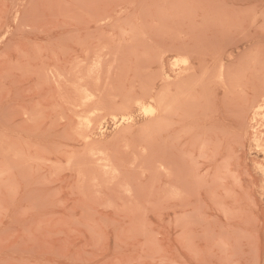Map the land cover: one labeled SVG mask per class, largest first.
Wrapping results in <instances>:
<instances>
[{
    "label": "rangeland",
    "instance_id": "rangeland-1",
    "mask_svg": "<svg viewBox=\"0 0 264 264\" xmlns=\"http://www.w3.org/2000/svg\"><path fill=\"white\" fill-rule=\"evenodd\" d=\"M0 37V264H264V0H0Z\"/></svg>",
    "mask_w": 264,
    "mask_h": 264
},
{
    "label": "bare ground",
    "instance_id": "bare-ground-1",
    "mask_svg": "<svg viewBox=\"0 0 264 264\" xmlns=\"http://www.w3.org/2000/svg\"><path fill=\"white\" fill-rule=\"evenodd\" d=\"M16 19H17V18H16ZM104 19H105V18H104ZM104 19H103V20H104ZM124 35H125V34H124ZM121 37H122V36H121ZM0 38H1V37H0ZM132 39H133V38H132ZM131 41H132V40H131ZM0 42H2V41H0ZM0 44H1V43H0ZM105 45H106V44H105ZM107 45H108V44H107ZM110 46H111V45H110ZM122 46H123V45H122ZM101 48H102V47H101ZM161 48H162V47H161ZM96 49H97V48H96ZM98 49H99V48H98ZM171 50H172V49H171ZM161 51H162V50H161ZM86 52H87V51H86ZM99 52H100V51H99ZM117 52H118V51H117ZM179 52H180V51H179ZM91 53H92V52H91ZM111 53H112V52H111ZM162 53H163V52H162ZM162 53H160V55H163V54H164V53H163V54H162ZM187 53H188V52H187ZM189 53H190V51H189ZM218 53H219V52H218ZM87 54H88V53H87ZM108 54H109V53H108ZM219 54H220V53H219ZM116 55H117V54H116ZM120 55H121V54H120ZM160 55H159V59H161ZM186 55H188V54H186ZM186 55H185V56H186ZM192 55H193V54H192ZM106 56H107V55H106ZM117 56H118V55H117ZM117 56H116V57H117ZM122 56H123V55H122ZM151 56L153 57V55H151ZM189 56H191V55H189ZM88 57H89V56H88ZM109 57H112V56L110 55ZM183 57H184V56H183ZM217 57H218V56H217ZM96 58H97V57H96ZM101 58H102V56H101ZM177 58H178V57H177ZM113 59H114V58H113ZM151 59H152V58H151ZM173 59H174V58H173ZM188 59H190V58H188ZM205 59H206V58H205ZM212 59H213V57H212ZM215 59H216V58H215ZM215 59H214V60H215ZM218 59H219V58H218ZM84 60H85V59H83L82 62H83ZM101 60H102V59H101ZM111 60H112V59H111ZM118 60H119V59H118ZM174 60H175V59H174ZM210 60H211V59H210ZM102 61H103V60H102ZM113 61H114V60H113ZM115 61H116V60H115ZM151 61H152V60H151ZM220 61H221V60H220ZM84 62H85V61H84ZM96 62H97V61H96ZM98 62H99V61H98ZM103 62L106 63V61H103ZM121 62H122V60H121ZM125 62H126V61H125ZM125 62H124V63H125ZM131 62H132V61H131ZM159 62H160V61H159ZM161 62H162V61H161ZM180 62H181V63H184L185 65L188 63L187 60H182V61H180ZM215 62H216V61H215ZM215 62H214V63H215ZM218 62H219V61H218ZM107 63H108V62H107ZM166 63H167V62H166ZM172 63H174V62H172ZM177 63H179V62H177ZM81 64H82V63H81ZM99 64H100V62H99ZM79 65H80V64H79ZM79 65H78V66H79ZM82 65H84V63H83ZM90 65H91V64L89 63V67H90ZM93 65H94V64H93ZM115 65H116V63H115ZM172 65H174V64H172ZM176 65H177V64H175L174 66H176ZM190 65H191V64H190ZM226 65H227V64H226ZM94 66H95V65H94ZM98 66H99V65H98ZM117 66H118V65H117ZM131 66H132V65H131ZM160 66H161V65H160ZM168 66H169V65H168ZM204 66H205V65H204ZM217 66H218V65H217ZM79 67H80V66H79ZM79 67H78V68H79ZM85 67H86V65H85ZM169 67H170V66H169ZM171 67H172V66H171ZM179 67H180V66H179ZM186 67H187V66H186ZM186 67H185V69H187L189 66H188L187 68H186ZM191 67H192V66H191ZM76 68H77V67H76ZM78 68H77L76 70H78ZM82 68H83V70H85V69H84V66H83ZM86 68H87V67H86ZM96 68H97V67H96ZM103 68H104V67H103ZM133 68H134V67H133ZM159 68H160V67H159ZM167 68H168V67H167ZM173 68H175V67H173ZM177 68H178V66H177ZM180 68H181V67H180ZM182 68H183V66H182ZM189 68H190V67H189ZM189 68H188V69H189ZM217 68H218V67H217ZM224 68H225V67H224ZM224 68L222 67V69L224 70V73H221V74H223L224 77H223V76L220 74V72L218 71V72H219L218 75H219V76L221 75V76L223 77V79L226 77V76H225V72H226V71H225ZM74 69H75V68H74ZM92 69L94 70L95 67L92 68V66H91L90 70H92ZM104 69H105V68H104ZM112 69H113V68H112ZM160 69L163 70L162 67H161ZM171 69H172V68H171ZM171 69L168 68V70H171ZM183 69H184V68H183ZM183 69H182V70H183ZM212 69H214L213 66H212ZM80 70H81V67H80V69H79L78 71H76V72H80V73H81V71L84 72L83 70H81V71H80ZM93 70H92V73H93V74L95 75V77L97 78V76H96L97 73L95 74V73H94L95 71L93 72ZM97 70H98V69H97ZM97 70H96V71H97ZM107 70H108V69H107ZM117 70H118V69H117ZM126 70H127V69H126ZM162 70H160V71H162ZM174 70H175V69H174ZM174 70L172 69L171 71H174ZM182 70H181V73L183 72ZM191 70H192V68H191ZM191 70H189V71H191ZM209 70H210V69H209ZM215 70H216V69H215ZM223 70H221V71L223 72ZM87 71H88V70H87ZM87 71H86V72H87ZM98 71H101V70H98ZM103 71L105 72V70H103ZM119 71H121V70H120V66H119ZM187 71H188V70H187ZM189 71H188V72H189ZM216 71H217V70H216ZM86 72H85L86 77L89 78V77L93 76V74L90 75V76H88L91 72L88 71L89 73H87V74H86ZM106 72H109V71H106ZM162 72H163V71H162ZM162 72H160V73L162 74ZM185 72H186V71H185ZM185 72H183V73L185 74ZM203 72H204V71H203ZM214 72H215V71H214ZM80 73H79V74H80ZM99 73H100V72H99ZM179 73H180V72H179ZM186 73H187V72H186ZM75 74H76V73H75ZM75 74H73V75H75ZM100 74H101V73H100ZM102 74H103V73H102ZM105 74H107V73H105ZM130 74H131V72H130ZM171 74H172V73H171ZM173 74L175 75V74H177V73H173ZM226 74H227V73H226ZM82 75H84V74H83V73L80 74V76H82ZM85 75H84V76H85ZM97 75H98V74H97ZM156 75H157V72H156ZM174 75H172V76H174ZM179 75H180V74H179ZM179 75H178V78H180L183 74L180 75V76H179ZM185 75H186V74H185ZM202 75H203V74H202ZM207 75H208V74L206 73V76H207ZM214 75H216V74H214ZM75 76H76V75H75ZM75 76H74V77H75ZM77 76H78V75H77ZM84 76H83V77H84ZM99 76H101V75H99ZM102 76H103V75H102ZM86 77H85V78H86ZM93 77H94V76H93ZM124 77H125V75H124ZM161 77H162V76H161ZM175 77H176V76H175ZM203 77H204V76H203ZM210 77H211V76H210ZM210 77H209V78H210ZM212 77H213V76H212ZM215 77H216V76H215ZM217 77H218V76H217ZM102 78H104V76H103ZM155 78H156V77H155ZM168 78H169V77H168ZM178 78H176V79H178ZM69 79H70V77H69ZM69 79H68V82H69ZM77 79H81V77H80V78L77 77ZM99 79H100V78H99ZM129 79H130V78H129ZM176 79H175V80H176ZM83 80H84V78L81 79V81H83ZM97 80H98V78H97ZM101 80H102V79H100V81H101ZM106 80H107V78H106ZM125 80H126V79H125ZM157 80H158V79H157ZM161 80H164V78L161 79ZM172 80H173V79H172ZM172 80H171V81H172ZM178 80H179V79H178ZM215 80H216V79H215ZM220 80H221V78H220ZM59 81H60V80H59ZM71 81H72V80H70V82H71ZM87 81H89V79H87ZM87 81H84V82L87 84V83H89V82H87ZM93 81H95V80H93ZM102 81H103V80H102ZM180 81H181V80H180ZM216 81H219V80H216ZM75 82H76V81H75ZM75 82H74V83H75ZM84 82H83V83H84ZM106 82H107V81H106ZM122 82H123V81H122ZM165 82H168V84L166 85ZM165 82H163V83L166 85V87H167V86H168V87H171V86H169V85H173L171 82H170V83H171V84H170L169 81H165ZM172 82H173V81H172ZM174 82H175V81H174ZM226 82H227V81H226ZM59 83H60V82H59ZM72 83H73V82H72ZM91 83H92V82H91ZM104 83H105V82H104ZM112 83H113V82H112ZM112 83H111V84H112ZM127 83H128V82H127ZM127 83H126V84H127ZM222 83H223V82H222ZM75 84H78V82H76ZM80 84H81V83H80ZM138 84H139V83H138ZM159 84H160V83H159ZM72 85H74V84H72ZM88 85H89V84H88ZM88 85H84V87H85V86H88ZM112 85H113V84H112ZM134 85H135V84H134ZM74 86H75V85H74ZM100 86H101V85H100ZM100 86H99V87H100ZM152 86H153V84H152ZM72 87H73V86H72ZM79 87H82V84H81V86H79ZM79 87L76 85V88L80 89ZM114 87H115V86H114ZM163 87H164V86H163ZM166 87H165V88H166ZM85 88H86V87H85ZM89 88L91 89L92 87H89V86H88V90H90ZM100 88H101V87H100ZM107 88H108V87H107ZM129 88H130V87H129ZM82 89H84V88L82 87ZM86 89H87V88H86ZM112 89H113V88H112ZM152 89H153V88H152ZM159 89H160V88H159ZM159 89H158V90H159ZM161 89H164V88H161ZM167 89H168V88H167ZM76 90H77V89H76ZM92 90H95V89H91V91H92ZM102 90H103V89H102ZM119 90H121V89H119ZM103 91H104V90H103ZM166 91H167V90H166ZM95 92L98 93L97 91H95ZM125 92H126V91H125ZM153 92H154V91H153ZM262 92H263V91H262ZM262 92H261V93H262ZM73 93H74V92H73ZM78 93H79V91H78ZM83 93H85V95H86V92H83ZM88 93H89L88 95H86V96L84 95V96L86 97V98H84V99H85V100L87 99L88 101L83 100V101H82L83 103H84V101H85L86 103H89V100L92 99V97H94V99H95L97 96L100 95V94H99V95H95V93H93V91H92V94H90L91 92H88ZM129 93H130V92H129ZM139 93H141V92H139ZM151 93H152V92H150L149 94H151ZM167 93H168V92H167ZM261 93L259 92V94H258L257 96L261 97V95H260ZM154 94H156V93L154 92ZM78 95H79V94H78ZM78 95H75V96H78ZM80 95H82V97H84L82 93H81ZM119 95H120V94H119ZM141 95H142V94H141ZM156 95H157V94H156ZM158 95L160 96V94H158ZM172 95H174V94H172ZM95 96H96V97H95ZM159 96H157V97L155 96L156 98H154L153 100L157 99L158 103H159V100H160V102L163 101L162 103H159V104H163V105H161L162 107H159V108H158V106H157V108H155V107H150V108H148V109H147V112H148L149 114H151V115H153V114H156V115H157L156 112H157L158 109H162V110H164V104H165V101L162 100L161 98H162L163 96L166 97V95H161V97H159ZM257 96H256V97H257ZM80 97H81V96H79V98H80ZM82 97H81L80 99H82ZM101 97H102V96L100 95L99 98H101ZM128 97L132 99L131 96H128ZM128 97H127L126 99H128ZM165 97H164V98H165ZM172 97H173V96H172ZM172 97H170V98H172ZM256 97L254 96L253 98H256ZM259 97H257V98L259 99ZM144 98H145V97H144ZM159 98H160V99H159ZM167 98H168V97H167ZM173 98H174V97H173ZM173 98H172V99H173ZM253 98H252V99H253ZM257 98H256V99H257ZM261 98H262V99H261ZM261 98H260L261 100H259V101L257 102L256 105L252 102V104L255 105L254 108H253V105H252V104H250V105L252 106V108H251V106H249V107H250L249 110H250V109H253V120L256 118L257 115L259 116V114H260L259 112H260V110H261V109L263 108V106H264V93L262 94V97H261ZM75 99H76V98H75ZM75 99L73 98V100H75ZM96 99H98V97H97ZM96 99H95V101H99V100H101V99H99V100H96ZM121 99H122V97L120 98V100H121ZM126 99L124 100V98H123L124 102H126V104H127V100H126ZM137 99H139V98H137ZM137 99H136V100H137ZM147 99H148V98H147ZM151 99H152V98H151ZM256 99H255V100H256ZM77 100H79L78 97H77ZM114 100H115V99H114ZM114 100H113V102L116 101V100H115V101H114ZM123 100H122V101H123ZM134 100H135V99H134ZM166 100L168 101V99H166ZM175 100H177V99H175ZM175 100H173L172 102L174 103ZM80 101H81V100H80ZM91 101H92V100H91ZM111 101H112V100H111ZM128 101H130V100H128ZM138 101H140V99H139ZM73 102H74V101H73ZM73 102H72V103H73ZM82 102H79V104H81ZM99 102L102 103V100L99 101ZM108 102H109V101H108ZM131 102H135V104L138 103L137 101H130V103H131ZM170 102H171V99H170ZM172 102H171V103H172ZM83 103H82V104H83ZM90 103H91V105L93 104V102H90ZM90 103H89V104H90ZM96 103H97V102H95V104H96ZM115 103H116V102H115ZM140 103H141V101H140ZM144 103H145V102H144ZM166 103H167V102H166ZM171 103H170V105H169L168 103L165 104V105H166V106H168V105L171 106V105H172ZM175 103H176V101H175ZM250 103H251V102H250ZM79 104H78V103L75 104V102H74V105H75V106H77V105H79ZM82 104H81V106H82ZM84 104H85V103H84ZM84 104H83V106H84ZM89 104H88V105H89ZM107 104H108V103H107ZM107 104H106V105H107ZM122 104H123V103H122ZM68 105H69V104H68ZM86 105H87V104H86ZM88 105H87V107H89ZM91 105H90V107H92V106H93V107L97 106V104H96V105H92V106H91ZM111 105H112V106H113V105L115 106L114 103H113V104L111 103L110 106H111ZM117 105H118V104H117ZM128 105H129V104H128ZM128 105H127V106H128ZM131 105H132V103H131ZM148 105H149V104H147V106H148ZM155 105H156V103H155ZM175 105H176V104H175ZM75 106H74L73 108H76ZM83 106H82V107H78V106H77V107H78V109L83 108V111H85L86 109H88L87 107L84 108ZM120 106H121V105H120ZM120 106H119V108L121 109ZM147 106H146V107H147ZM159 106H160V105H159ZM169 106H168V108H169ZM90 107H89V108H90ZM93 107H92V108H93ZM98 107H99V106H98ZM143 107H144V106H143ZM171 107H172V106H171ZM92 108H91V110L88 109V110L91 111V116L94 115V114H92V110H95V108H93V109H92ZM115 108H116V106H115ZM119 108H118V109H119ZM126 108H127V107H126ZM168 108L165 107L166 110H164V111L168 112V111H169ZM76 109H77V108H76ZM84 109H85V110H84ZM101 109H102V108H101ZM101 109H100V111H101ZM143 109H144V108H143ZM143 109H142V110H143ZM145 109H146V108H145ZM173 109H174V107H173ZM81 110H82V109H81ZM106 110H107V109H106ZM109 110H110V109H109ZM124 110H125V109H123V111H124ZM130 110H131V109H130ZM167 110H168V111H167ZM90 111H89V112H88V111H85L84 116H85V114H86V112H87V116H86V117L89 118V117H88V114H90ZM95 111H97V110H95ZM247 111H248V110H247ZM71 112H72V111H71ZM81 112H82V111H81ZM117 112H118V111H117ZM142 112H143V111H142ZM145 112H146V111H145ZM170 112H171V110H170ZM250 112H251V110H250ZM96 113H99V111H98V112H95V114H96ZM161 113H163V112H161ZM242 113H244V111H243ZM246 113H249V111L246 112ZM258 113H259V114H258ZM263 113H264V112H263ZM99 114H101V113H99ZM99 114H98V115L96 114L95 117L92 118L93 120H92L91 118H89V119H91V122H90L89 119L87 120V122L92 124V122H94L95 120H99V117H98V116H100ZM102 114H103V113H102ZM102 114H101V115H102ZM125 114H126V113H125ZM130 114H131V113H130ZM136 114H137V113H136ZM143 114H144V113H143ZM158 114H159V113H158ZM163 115H164V113H163ZM243 115H245V114H243ZM89 116H90V115H89ZM113 116H115V115H113ZM136 116H137V115H136ZM160 116H162V115L160 114ZM165 116H166V115H165ZM246 116H247V115H246ZM86 117H84V118H86ZM97 117H98V118H97ZM102 117H104V115H103ZM102 117H101V118H102ZM145 117H147V116L145 115ZM157 117H158V116H157ZM260 117H261V115H260ZM84 118H83V116H82V118H81V119L83 120V122H82L81 120L79 121V122H80V125H81V122L84 123ZM104 118H107V117H104ZM116 118H117V117L115 116V119H116ZM149 118H150V117H149ZM149 118H148V119H149ZM151 118H152V117H151ZM151 118H150V119H151ZM153 118H155V117H153ZM246 118H247V117H246ZM246 118H245V121L247 120ZM129 119H130V117L127 115V116H123L121 120H122V121H127V120H129ZM158 119H159V117H158ZM158 119H157V120H158ZM241 119H242V117H241ZM249 119H250V116H249ZM103 120H104V119H103ZM159 120L161 121V119H159ZM256 120H257V119H256ZM259 120H260V119H259ZM259 120H258V121H259ZM100 121H101V120H100ZM100 121H99V123H100ZM105 121H106V120H105ZM111 121H112V120H111ZM133 121H134V120H133ZM133 121H132V122H133ZM148 121H149V120H148ZM150 121H151V120H150ZM152 121H154V119H152ZM258 121H257V124L259 123ZM260 121H261V120H260ZM85 122H86V120H85ZM101 122H102V121H101ZM113 122H114V121H113ZM120 122H121V121H120ZM127 122H128V121H127ZM155 122H156V119H155ZM96 123L99 124L98 121L95 122V123H94V126H92L93 128H94V127H97V126L95 125ZM105 123H106V122H105ZM121 123H122V122H121ZM124 123H125V122H124ZM157 123H158V122H157ZM161 123L163 124V122H161ZM161 123H160V124H161ZM255 123H256V122H255ZM131 124H132V123H131ZM134 124H135V123H134ZM246 124H247V123H246ZM257 124H256V125H257ZM263 124H264V121H263L262 125H263ZM85 125H87V124L85 123ZM101 125H102V123H101ZM107 125H108V124H107ZM117 125H118V124H117ZM125 125H126V123H125ZM132 125H133V124H132ZM145 125H147V124H145ZM148 125H149V123H148ZM82 126H84V125H82ZM126 126H127V125H126ZM129 126H130V125H129ZM149 126H151V124H150ZM244 126L247 127L248 125H244ZM257 126H258V125H257ZM122 127H123V126H122ZM138 127H139V126H138ZM138 127H137V128H138ZM141 127H143V126L141 125ZM151 127H152V126H151ZM156 127H157V126H156ZM261 127H262V126H261ZM98 128H99V127H98ZM113 128H114V127H113ZM117 128H118V126H117ZM135 128H136V127H135ZM137 128H136V130H137ZM153 128H154V127H153ZM253 128H255V126H254ZM259 128H260V127H259ZM84 129H85V130L80 129L81 131L78 132V135H79V136H81V135L83 136L84 131H86V132L88 131V130L86 129V127H85ZM90 129H91V127H90ZM94 129H95V128H94ZM114 129H115V128H114ZM118 129H119V128H118ZM132 129H133V128H132ZM149 129H150V127H149ZM244 129H246V128H244ZM248 129H249V127H248ZM143 130L147 131L146 128L143 129ZM143 130H142L141 132H142V133H145V131H143ZM156 130H157V129H156ZM249 130H252V129H249ZM82 131H83V133L81 134ZM138 131H139V130H138ZM150 131H151V130H150ZM246 131H247V129H246ZM92 132H94L93 129L90 130V133H92ZM97 132H98V131H97ZM109 132H111V131H109ZM136 132H137V131H136ZM154 132H156L155 129H154ZM94 133H95V132H94ZM100 133H101V131H100ZM102 133H103V132H102ZM148 133H149V132H148ZM80 134H81V135H80ZM85 134H86V137H88V134H87V133H85ZM104 134H105V133H104ZM115 134H116V133H115ZM255 134H258V132L255 133ZM101 135H102V134H101ZM130 135H131V134H130ZM140 135H141V133H140ZM245 135H247V134H245ZM123 136H124V135H123ZM143 136H144V135H142L141 137H143ZM250 136H251V135H250ZM256 136H257V135H256ZM258 136L261 137L260 134H259ZM86 137H85V138H86ZM116 137H117V136H116ZM130 137H131V136H130ZM141 137H139V139H140ZM145 137H146V136H145ZM83 138H84V136L82 137V139H83ZM101 138H102V137H101ZM122 138H123V137H122ZM134 138H135V137H134ZM137 138H138V137H137ZM90 139H91V138H90ZM117 139H118V138H117ZM144 139H145V138H144ZM256 139H258V138H256ZM263 139H264V138H263ZM86 140H88V139L86 138L85 141H86ZM91 140H93V139H91ZM99 140H100V139H99ZM150 140H152V139L150 138ZM83 141H84V139H83ZM85 141H84V143L87 142L86 145H88L89 142H90L91 144L93 143V142H91V141H89V142H88V141L85 142ZM95 141H96V143H95L96 145H97V144H100V145H101V144L103 143V142L101 143V142H99V141L97 142V140H95ZM113 141H114V140H113ZM117 141H118V140H117ZM154 141H156V139H155ZM154 141H153V142H154ZM253 142H254V141H253ZM255 142H257V141H255ZM258 142H260V143L262 144V142H261L260 140H259ZM110 143H111V141H110ZM142 143H143V142H142ZM95 144H94V145H95ZM104 144H105V143H104ZM107 144H108V143H107ZM136 144H137V143H136ZM139 144H140V143H139ZM144 144H145V143H144ZM149 144H150V143H149ZM151 144H152V143H151ZM255 144H256V143H255ZM84 145H85V144H84ZM92 145H93V144H92ZM92 145H90V149H89V145H88V149H86V150H90V151L92 150V151H93V148H94L93 146H94V145H93V146H92ZM100 145H98V148H101V146H102V148H104V147H103V144H102L101 146H100ZM112 145H113V144H112ZM128 145H129V144H128ZM147 145H148V144H147ZM147 145H146V146H147ZM91 146H92V149H91ZM99 146H100V147H99ZM146 146H145L144 149H146ZM257 146H258V143H257ZM259 146H260V144H259ZM85 147H86V146H85ZM151 147H152V146H151ZM96 148H97V147H96ZM98 148H97V149H98ZM102 148H101L100 150L98 149V151L101 152V151H103V150L105 149V148H104V149H102ZM107 148H108V147H107ZM107 148H106V149H107ZM128 148H129V147H128ZM97 149H96V150H97ZM108 149H111V148L109 147ZM108 149H107V150H108ZM115 149H116V148H115ZM129 149H131V147H130ZM107 150H105V152H106ZM92 151H91V152H92ZM147 151H149V150H147ZM94 152H96L97 155H99V152H97V151H94ZM107 152H109V151H107ZM135 152H136V151H135ZM135 152H134V153H135ZM85 153H87V151H86ZM92 153H93V152H92ZM103 153H104V151H103ZM103 153H101V154H103ZM115 153H116V152H115ZM119 154H120V152H119ZM92 155H93V157H95V156H94V153H93ZM104 155H105V154H104ZM112 155H113V153H112ZM112 155H111V157H112ZM120 155H121V154H120ZM150 155H151V154H150ZM99 156H100V155H99ZM109 156H110V155H109ZM146 156H148V155H146ZM87 157H88V156H87ZM100 157H101V156H100ZM102 157H103V160H104L105 157H104L103 155H102ZM107 157H108V155L106 156V158H107ZM111 157H110V159H113V158H111ZM98 158H99V157H98ZM98 158H97V159H98ZM89 159H91V158H89ZM94 159H95V158H94ZM139 159H140V158H139ZM95 161H96V160H95ZM98 161H99V159H98L96 162H98ZM105 161H106V160H105ZM103 162H104V161H103ZM107 162H108V161H107ZM116 162H117V161H116ZM99 163H101V161H100ZM126 163H127V162H126ZM141 163H142V162H141ZM111 164H115V161H114V163H111ZM111 164L109 163V164H108L109 166H106V167H108L109 172H108V170H106L107 172L105 171V173H107V175H108V173L111 174V172H113V173H112L113 175H117V176H118L117 173H118L119 171H118V172L116 171L117 173H116L115 171H113L112 168H111V166H110ZM127 164H128V163H127ZM166 164H167V163H166ZM136 166H137V165H136ZM260 166H261V165H260ZM98 167H99V166H98ZM109 167H110V168H109ZM117 167H118V166H117ZM117 167H116V168H117ZM123 167H124V166H123ZM123 167H122V168H123ZM139 167H140V165H139ZM86 168H87V167H86ZM100 168H101V167H99V169H100ZM114 168H115V166H114ZM116 168H115V169H116ZM126 168H127V167H126ZM103 169H104V168H103ZM105 169H106V168H105ZM117 169L119 170V169H121V168L118 167ZM117 169H116V170H117ZM110 170H112V171L110 172ZM124 170H125V169H124ZM146 170H147V169H146ZM103 171H104V170H103ZM120 171H121V170H120ZM105 173H104V174H105ZM114 173H116V174H114ZM120 173H123V172H120ZM172 173H173V172H172ZM169 174H170V173H169ZM89 175H90V174H89ZM120 175H121V174H120ZM122 175H123V174H122ZM124 176H125V175H124ZM111 178H112V177H111ZM116 180H117V179H116ZM86 183H88V182H86ZM120 183H122V182L120 181ZM127 183H128V182H127ZM96 184H97V183H96ZM172 185H173V184H172ZM178 185H179V184H178ZM175 186H176V185H175ZM131 188H132V187H131ZM125 189H126V188H125ZM179 192H181V191H179ZM177 196H178V195H177ZM126 197H127V196H126ZM179 197H180V195H179ZM173 201H174V200H173Z\"/></svg>",
    "mask_w": 264,
    "mask_h": 264
}]
</instances>
